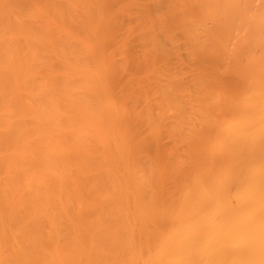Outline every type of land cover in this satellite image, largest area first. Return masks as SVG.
I'll return each instance as SVG.
<instances>
[{
	"label": "bare ground",
	"instance_id": "bare-ground-1",
	"mask_svg": "<svg viewBox=\"0 0 264 264\" xmlns=\"http://www.w3.org/2000/svg\"><path fill=\"white\" fill-rule=\"evenodd\" d=\"M168 1L171 63L112 0H0V264H264V0Z\"/></svg>",
	"mask_w": 264,
	"mask_h": 264
},
{
	"label": "rangeland",
	"instance_id": "rangeland-1",
	"mask_svg": "<svg viewBox=\"0 0 264 264\" xmlns=\"http://www.w3.org/2000/svg\"><path fill=\"white\" fill-rule=\"evenodd\" d=\"M109 3L105 16L111 27L115 29H113L116 35L115 41L128 46L137 57L148 61L159 59L156 55L157 50L162 48L167 50L165 61L171 63L176 54V48L171 46L165 37L166 29L169 28L167 30L169 31L172 29L171 26L180 27L184 19H190L187 22L192 27L199 18L195 11L188 7H178L175 11L173 9L169 12L171 3L168 0L158 2L155 0H112ZM161 14L164 15L167 28H162L160 25ZM142 66L139 65L135 78V95L142 101L162 96L160 91V86L163 85L162 77L157 78L150 72V67L143 70L140 68ZM162 68L163 66L159 69ZM145 118L149 120L150 126L156 119L155 111L150 104L147 108L141 109L142 124Z\"/></svg>",
	"mask_w": 264,
	"mask_h": 264
}]
</instances>
